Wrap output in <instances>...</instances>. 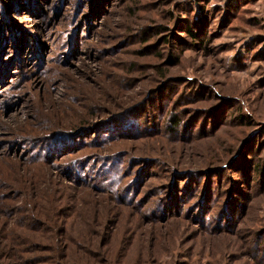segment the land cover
I'll use <instances>...</instances> for the list:
<instances>
[{
    "label": "rangeland",
    "instance_id": "374dc122",
    "mask_svg": "<svg viewBox=\"0 0 264 264\" xmlns=\"http://www.w3.org/2000/svg\"><path fill=\"white\" fill-rule=\"evenodd\" d=\"M0 264H264V0H0Z\"/></svg>",
    "mask_w": 264,
    "mask_h": 264
},
{
    "label": "trees",
    "instance_id": "16d2710c",
    "mask_svg": "<svg viewBox=\"0 0 264 264\" xmlns=\"http://www.w3.org/2000/svg\"><path fill=\"white\" fill-rule=\"evenodd\" d=\"M199 24H201V21L199 22ZM187 33L194 39V40H198L200 39V34L194 29V28H189L187 27L186 30ZM166 41V38H165ZM171 129H178L181 124H182V120H178L177 117H174V119L171 120Z\"/></svg>",
    "mask_w": 264,
    "mask_h": 264
}]
</instances>
